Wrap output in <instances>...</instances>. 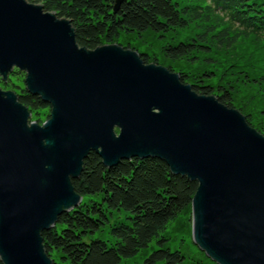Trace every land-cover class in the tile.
Segmentation results:
<instances>
[{"label":"water","instance_id":"1","mask_svg":"<svg viewBox=\"0 0 264 264\" xmlns=\"http://www.w3.org/2000/svg\"><path fill=\"white\" fill-rule=\"evenodd\" d=\"M14 68L50 113L31 120L0 82L3 264H55L42 231L81 203L72 180L91 151L107 167L157 157L197 182L194 243L217 264H264V132L243 109L198 94L138 48L79 46L71 21L40 3L0 0V78Z\"/></svg>","mask_w":264,"mask_h":264},{"label":"trees","instance_id":"2","mask_svg":"<svg viewBox=\"0 0 264 264\" xmlns=\"http://www.w3.org/2000/svg\"><path fill=\"white\" fill-rule=\"evenodd\" d=\"M28 1L40 3L46 11L69 19L77 43L87 49L114 43L120 32L165 33L199 20L221 23L223 27L216 36L227 46L238 37H250L264 47V0H195L197 3L184 6L175 0H123L117 10H114L115 0ZM207 30L213 29L207 27ZM205 41L201 37L199 42L178 41L168 45L165 54L175 60L196 49L207 53ZM140 55L145 63H150L145 54ZM180 77L185 83L182 74ZM190 85L198 94L215 95L208 84ZM16 94L30 110H50L47 103L25 87ZM215 96L234 108L226 90ZM72 184L82 199L89 197L90 200L63 212L53 226L42 231L49 256L57 250L61 259L70 264H117L122 258L136 255L155 239L158 248L145 258V264H185L180 250L164 247L165 239L160 234L170 220L191 208L197 182L185 175L173 174L157 157H131L107 167L91 151ZM123 212L127 222H112L113 213ZM107 224L115 238L112 245L95 236ZM0 264L3 263L0 261Z\"/></svg>","mask_w":264,"mask_h":264},{"label":"rangeland","instance_id":"3","mask_svg":"<svg viewBox=\"0 0 264 264\" xmlns=\"http://www.w3.org/2000/svg\"><path fill=\"white\" fill-rule=\"evenodd\" d=\"M175 1L179 2L180 6L197 3L195 0ZM217 23L213 20H199L165 33L151 30L142 33L120 32L114 43L138 48L139 53L145 54L150 63L180 72L186 83L208 84L214 94L226 90L233 106L243 109L248 121L258 126L260 132H264V47L262 43H257L250 37H238L231 46H227L226 42L216 36L218 29L223 27L221 23ZM207 27L213 30L208 31ZM200 37L206 39L209 50L207 53L196 49L193 53L175 60L165 54V48L170 44H176L178 41L199 42ZM24 77V71L14 68L1 84L3 88L19 93L25 87ZM30 111V119L41 123L50 113L49 108ZM89 200V197H84L81 202ZM113 215L115 220L112 222H127L124 218L125 212ZM191 217V208H186L168 222L160 234L165 239L164 247L180 250L185 257V264H217L194 243ZM95 236L106 240L109 245L115 241L109 224ZM156 248L158 245L154 239L145 249L132 257L122 258L117 264H145V258ZM51 253L55 264H70L69 261L61 259L57 250Z\"/></svg>","mask_w":264,"mask_h":264}]
</instances>
